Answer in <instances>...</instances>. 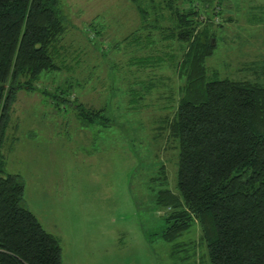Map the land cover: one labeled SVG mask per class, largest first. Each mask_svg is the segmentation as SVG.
<instances>
[{"label":"rangeland","instance_id":"rangeland-1","mask_svg":"<svg viewBox=\"0 0 264 264\" xmlns=\"http://www.w3.org/2000/svg\"><path fill=\"white\" fill-rule=\"evenodd\" d=\"M142 1L154 27L143 28L129 0H61L62 70L44 73L36 91L18 90L11 108L5 171L21 177L24 206L60 241L62 264H209L199 225L178 240L196 244L195 260L175 261L163 238L172 211L158 202L161 173L177 193L168 123L186 45L166 37L173 21L162 0ZM223 2L208 73L262 82L264 0ZM57 87L70 102L53 97ZM99 110L109 121L93 120ZM183 247L177 256L189 254Z\"/></svg>","mask_w":264,"mask_h":264},{"label":"trees","instance_id":"trees-1","mask_svg":"<svg viewBox=\"0 0 264 264\" xmlns=\"http://www.w3.org/2000/svg\"><path fill=\"white\" fill-rule=\"evenodd\" d=\"M129 1L143 28L154 27L143 1ZM179 1L161 2L173 21L166 37L186 45L179 63L184 84L168 123L179 148L177 193L161 173L158 202L172 211L163 238L175 261L195 260L196 244L183 247L178 240L199 225L209 264H264V72L262 82L210 76L206 60L218 41L214 16L223 14L224 2L185 0V9ZM60 5L0 0V264H62L60 241L24 206V183L6 174L2 154L16 92L36 91L44 73L62 70L58 45L67 26ZM56 90L54 98L70 102L67 91ZM99 112L91 113L93 120L109 121ZM181 247L189 250L185 257L177 256Z\"/></svg>","mask_w":264,"mask_h":264}]
</instances>
